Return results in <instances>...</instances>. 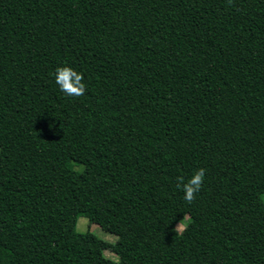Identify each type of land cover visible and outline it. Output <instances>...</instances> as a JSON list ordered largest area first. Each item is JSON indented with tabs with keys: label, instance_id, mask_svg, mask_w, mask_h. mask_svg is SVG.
<instances>
[{
	"label": "trees",
	"instance_id": "trees-1",
	"mask_svg": "<svg viewBox=\"0 0 264 264\" xmlns=\"http://www.w3.org/2000/svg\"><path fill=\"white\" fill-rule=\"evenodd\" d=\"M263 194L264 0H0V264H264Z\"/></svg>",
	"mask_w": 264,
	"mask_h": 264
},
{
	"label": "clouds",
	"instance_id": "clouds-1",
	"mask_svg": "<svg viewBox=\"0 0 264 264\" xmlns=\"http://www.w3.org/2000/svg\"><path fill=\"white\" fill-rule=\"evenodd\" d=\"M83 76L81 73L69 67H60L55 72V82L59 89L66 96L80 97L84 95L85 84L82 82ZM205 176V169H199L187 183L183 184L184 199L187 203H192L195 194L200 190ZM180 185H178L179 187Z\"/></svg>",
	"mask_w": 264,
	"mask_h": 264
},
{
	"label": "rangeland",
	"instance_id": "rangeland-1",
	"mask_svg": "<svg viewBox=\"0 0 264 264\" xmlns=\"http://www.w3.org/2000/svg\"><path fill=\"white\" fill-rule=\"evenodd\" d=\"M102 165H103V157L102 156H99L98 158V163H97V167H98V170L100 171V175L97 179V182L96 184L98 186H104L108 180V176L105 175L102 171ZM75 169H81V166H75ZM262 201L264 203V194L262 195ZM184 224L183 223H177L176 224V229L178 231H180L182 228H183ZM75 231L78 232V233H83V232H86V231H90L91 233L95 234L97 237L103 239V240H106V241H115L116 240V236L114 234H111V233H108L104 230H102L97 224H93V223H89L87 218L83 215H79L76 219V223H75ZM66 245H69V246H74V250L76 249L75 245L74 244H69V243H66ZM105 255L108 256V257H111L113 259H117L118 257L114 254H111L109 252H105Z\"/></svg>",
	"mask_w": 264,
	"mask_h": 264
}]
</instances>
